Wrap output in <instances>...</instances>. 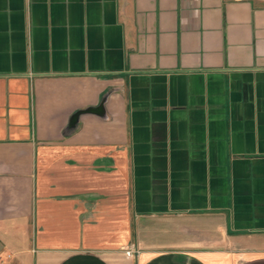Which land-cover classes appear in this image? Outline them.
I'll return each instance as SVG.
<instances>
[{
    "label": "crops",
    "instance_id": "obj_1",
    "mask_svg": "<svg viewBox=\"0 0 264 264\" xmlns=\"http://www.w3.org/2000/svg\"><path fill=\"white\" fill-rule=\"evenodd\" d=\"M0 264H264V0H0Z\"/></svg>",
    "mask_w": 264,
    "mask_h": 264
},
{
    "label": "water",
    "instance_id": "obj_2",
    "mask_svg": "<svg viewBox=\"0 0 264 264\" xmlns=\"http://www.w3.org/2000/svg\"><path fill=\"white\" fill-rule=\"evenodd\" d=\"M84 112H85V111H84ZM80 114H81V113H78V114L75 115V117H74L73 120H72V124H71V126H73V125L76 123L77 118H78V116H79Z\"/></svg>",
    "mask_w": 264,
    "mask_h": 264
},
{
    "label": "built area",
    "instance_id": "obj_3",
    "mask_svg": "<svg viewBox=\"0 0 264 264\" xmlns=\"http://www.w3.org/2000/svg\"><path fill=\"white\" fill-rule=\"evenodd\" d=\"M131 252H128V254H130Z\"/></svg>",
    "mask_w": 264,
    "mask_h": 264
}]
</instances>
